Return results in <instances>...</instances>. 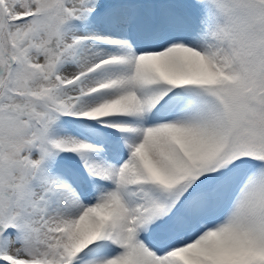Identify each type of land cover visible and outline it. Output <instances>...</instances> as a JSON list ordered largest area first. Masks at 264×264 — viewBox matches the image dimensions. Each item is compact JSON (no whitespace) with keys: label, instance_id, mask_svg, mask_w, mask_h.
<instances>
[{"label":"snow or ice","instance_id":"obj_1","mask_svg":"<svg viewBox=\"0 0 264 264\" xmlns=\"http://www.w3.org/2000/svg\"><path fill=\"white\" fill-rule=\"evenodd\" d=\"M0 264H264V0H0Z\"/></svg>","mask_w":264,"mask_h":264}]
</instances>
